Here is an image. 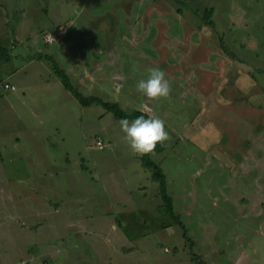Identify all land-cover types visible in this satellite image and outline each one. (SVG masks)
I'll return each instance as SVG.
<instances>
[{"label": "rangeland", "instance_id": "1", "mask_svg": "<svg viewBox=\"0 0 264 264\" xmlns=\"http://www.w3.org/2000/svg\"><path fill=\"white\" fill-rule=\"evenodd\" d=\"M11 1L9 16L22 9L16 20L24 33L40 29L42 40L57 33L56 25L65 30L51 44L40 45L53 56L49 67L43 60L37 67L51 87L30 90L28 97L30 109L42 113L29 118L42 119L51 134L52 173L65 171L50 179V190L61 187L48 193L53 202L61 201L55 205L58 217L109 213L123 224L122 214H133L129 220L136 222L135 209L143 207L151 217L145 230H129L135 246L130 264H264V171L257 173L256 160L249 157L246 164L254 170L239 178L245 149L258 153L264 165V0ZM49 7L61 11L59 18L47 12ZM204 7L213 10V28L201 22ZM219 39L235 57L223 54ZM55 66L81 94L115 102L129 113L150 109L165 121L170 139L150 159L163 170L166 192L191 244L164 213L158 185L124 140L120 119L98 104L81 106L63 89ZM153 67L165 71L172 91L148 101L136 84ZM80 72L89 73L85 82L77 80ZM257 135L261 150L253 145ZM97 137L103 149H97ZM257 177L259 189L253 183ZM161 217L165 232L155 228ZM100 218L91 226L102 224ZM57 220L47 224L57 228L63 224ZM94 234L86 230L83 253ZM67 236L71 243L76 240ZM53 241L63 246L58 236ZM109 248L89 256L113 264L102 262L115 259ZM122 249L119 254L131 247ZM115 264H123L121 257Z\"/></svg>", "mask_w": 264, "mask_h": 264}, {"label": "crops", "instance_id": "2", "mask_svg": "<svg viewBox=\"0 0 264 264\" xmlns=\"http://www.w3.org/2000/svg\"><path fill=\"white\" fill-rule=\"evenodd\" d=\"M12 4L11 0H0V48L7 54V57H0V82H8L16 87L14 91L0 93V264H46L53 258L55 260L52 264H98L92 256H89V252L92 250L110 251V246L115 259L107 257L102 262L115 264L116 258L121 257L123 264H130L131 253L135 252L133 250L135 246L130 244L129 239L133 235L129 230L138 231L139 227H143L145 230L147 228L145 222L148 217H151L149 214H143V207L135 209L140 213V219L135 217L136 222L129 220L133 214H122L123 224L121 221L116 223L117 218H113L109 213L95 217L84 214L59 213L58 217L56 210H58V206H61V201L53 202L48 193L53 192V189L60 190L61 187L54 185L50 190V179L51 175L61 176L65 171L52 173L51 134L47 132L42 119L38 118L37 123L34 122L36 119L34 116L42 113H36L30 109L28 97L30 90L46 91L51 87L48 84L51 83L49 79L46 80L45 75H41L37 67H40L38 65L42 60L43 62L47 61L49 67L53 56L51 53L43 52L44 49L41 51L40 45L51 44L55 38L59 39L64 36L65 30L62 31V27L56 25L58 34L54 33V39L51 42H45L43 40L45 36L40 40L37 33L40 29L32 30L29 34L24 33L21 24L16 20L18 11L22 9L16 11V15L13 14V17L9 16L13 12ZM58 8L62 9L60 5ZM48 9L47 12L56 11L55 9L51 10L50 7ZM60 13L61 11L54 12V17L59 18ZM56 22L60 21L56 20ZM22 41L26 47L21 43ZM19 44L22 46L17 47ZM30 44L32 51L27 52L26 49ZM15 50L19 53H13ZM50 56L52 57L50 58ZM94 63L97 66V62ZM52 70L48 69L51 72ZM72 71L73 69H71ZM51 72H49L50 78H52ZM87 73L74 74L78 81L85 82L89 77V73ZM63 89L65 88L63 87ZM16 90L18 93H15ZM228 135L226 134L222 139H227ZM258 137L259 135L252 137L253 143L255 142L253 145L261 150L258 146ZM257 154L251 149H245V156L239 161V169H241L239 178L244 179V173L248 174L254 170H250L249 165L246 164L249 157L256 160L254 165L257 167V173L261 171L260 169L264 171V165L261 164L259 154ZM253 183H256V188L261 187L258 177ZM242 196L246 198L245 195ZM52 205L58 206L52 210ZM84 217L88 222L84 223L86 221ZM169 217L171 218V216ZM178 217L181 221L179 215ZM98 218L102 219L103 223L91 226L92 222ZM57 219L63 221L64 225L61 224L57 228L48 225L50 220ZM163 219L164 217H161L158 220L160 222L155 225V228H160L165 232L168 228L163 229L166 227L162 224L164 221L161 222ZM171 221L181 228L182 233L183 227L185 228L182 221L180 224L176 223L173 218ZM86 230L95 232V234L88 235L86 241H88L89 249L83 247L87 249V252L83 253L80 246L84 243L83 237ZM68 233L76 238V240H72V243L68 239ZM56 236L63 243L62 247L53 241V237ZM182 237L185 238L183 234ZM124 245L128 248L131 247V250L126 249L129 251L128 253L126 251V253H122L123 255L119 254L125 252L124 248L121 251ZM170 261L173 262V260L168 262Z\"/></svg>", "mask_w": 264, "mask_h": 264}, {"label": "clouds", "instance_id": "3", "mask_svg": "<svg viewBox=\"0 0 264 264\" xmlns=\"http://www.w3.org/2000/svg\"><path fill=\"white\" fill-rule=\"evenodd\" d=\"M136 89L148 101L167 98L172 91L165 71L159 67L151 68L148 77L138 81ZM144 111L147 113V118L142 114L131 121L127 118L120 120L124 140L132 153L138 155L154 153L157 144L163 145L170 139L169 133L165 129V121L153 115L150 109Z\"/></svg>", "mask_w": 264, "mask_h": 264}, {"label": "trees", "instance_id": "4", "mask_svg": "<svg viewBox=\"0 0 264 264\" xmlns=\"http://www.w3.org/2000/svg\"><path fill=\"white\" fill-rule=\"evenodd\" d=\"M201 22H203L204 25L209 26L211 28L214 27V20H212V14L213 10L212 8L204 7L201 11ZM219 47L221 48L223 54L227 55L229 58L235 57L232 52H230L226 47H224V43L222 39H219ZM7 54L5 51L0 48V57H7ZM55 73L57 74L58 78L61 81L62 86L70 92V94L78 101V103L81 106H89L91 104H98L102 106L107 112H110L116 119H123L127 118L130 121L135 119L137 116L144 114L147 118V113L142 111H133V112H126L124 111L117 103L115 102H107L103 101L101 98L97 96H85L82 95L72 84L69 82V79L67 77V74L62 71L61 69H58V67H54ZM165 147V144H157L154 152H159L163 150ZM145 154L140 156L141 165L147 169L150 172L151 180L154 181L158 185V191H159V197L162 202L163 211L171 216L175 220L176 223H181L179 220L178 215H176L173 205H172V199L166 192L165 187V176L163 173V170L160 168L159 165H157L155 162H153L150 159V155ZM183 227V226H182ZM182 234L185 237L186 241H188L191 244V239L187 236V232L185 228L183 227ZM202 264V263H201Z\"/></svg>", "mask_w": 264, "mask_h": 264}, {"label": "built area", "instance_id": "5", "mask_svg": "<svg viewBox=\"0 0 264 264\" xmlns=\"http://www.w3.org/2000/svg\"><path fill=\"white\" fill-rule=\"evenodd\" d=\"M54 39L53 35L47 34L45 36V41L46 42H51ZM16 87L13 84H10L8 82H0V93H3L5 91H14ZM95 145L97 149H103V140L101 137H97L95 140Z\"/></svg>", "mask_w": 264, "mask_h": 264}]
</instances>
